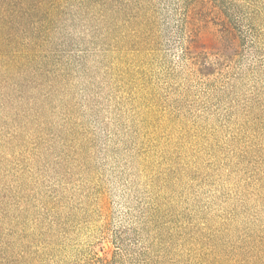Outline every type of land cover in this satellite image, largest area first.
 I'll return each instance as SVG.
<instances>
[{"label": "rangeland", "instance_id": "374dc122", "mask_svg": "<svg viewBox=\"0 0 264 264\" xmlns=\"http://www.w3.org/2000/svg\"><path fill=\"white\" fill-rule=\"evenodd\" d=\"M220 1L10 6L0 264H264V0Z\"/></svg>", "mask_w": 264, "mask_h": 264}, {"label": "trees", "instance_id": "16d2710c", "mask_svg": "<svg viewBox=\"0 0 264 264\" xmlns=\"http://www.w3.org/2000/svg\"><path fill=\"white\" fill-rule=\"evenodd\" d=\"M32 0H0V30L2 26L6 25V21H8L6 18H10L13 14L8 13V9L11 5L15 4V2L20 3H29ZM186 2V9L188 8L189 13L187 16V24H201L203 23L200 18L195 17L194 10H191L190 4L193 2L195 4V7L203 5L204 8L209 9V11L212 12V15L214 17L218 18L221 21H224L225 24H229V22H232L231 18L233 17L231 13L228 10H225L222 7V4H220V0H184ZM29 6H32L31 4H28ZM193 12V14H191ZM231 29L227 30V34L224 32H219L220 35H218V40L216 41L218 44L215 46V50L213 52H210L209 54L216 58L215 63L214 62H204L207 69V74H211L214 72V65L219 64L221 61H227L234 56H236L238 53H240V50L243 46V34L237 35L236 32ZM1 40V37H0ZM204 69V68H203Z\"/></svg>", "mask_w": 264, "mask_h": 264}]
</instances>
